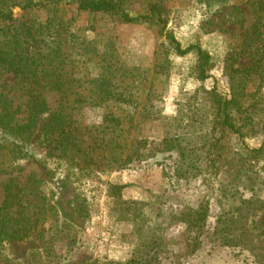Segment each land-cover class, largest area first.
Listing matches in <instances>:
<instances>
[{
    "label": "rangeland",
    "instance_id": "obj_1",
    "mask_svg": "<svg viewBox=\"0 0 264 264\" xmlns=\"http://www.w3.org/2000/svg\"><path fill=\"white\" fill-rule=\"evenodd\" d=\"M69 1L14 7L15 24H42L30 51L53 49L48 69L91 78L45 88L48 106L62 94L103 101L69 111L76 138L56 144L68 133L44 134L48 111L18 129L31 91L0 63V205L7 184L23 200L0 227V264H264V0H124L131 14L157 4L164 27ZM166 34L209 54L204 73ZM225 99L241 136L223 122Z\"/></svg>",
    "mask_w": 264,
    "mask_h": 264
},
{
    "label": "trees",
    "instance_id": "obj_2",
    "mask_svg": "<svg viewBox=\"0 0 264 264\" xmlns=\"http://www.w3.org/2000/svg\"><path fill=\"white\" fill-rule=\"evenodd\" d=\"M63 2V0H0V63L7 65L12 68L16 73H20L24 79L27 80L26 86L31 91V96L29 97V109H28V122L26 124H21L18 129L24 127H30L34 125L44 114L48 111V118L45 122L46 127L43 129L44 134L52 135L57 129H60L62 133L65 131L64 137H58L55 139L56 144H70L72 145V140L75 135H70V129L76 130L78 126L75 125L72 119V111L77 109L82 105H89L90 103L97 102L100 103L102 99L91 100V98H85L83 96L78 97H68L66 94H62L54 100V104L48 106L46 104V99L43 97L42 91L45 88H49L53 91H72L74 88H85L83 84L90 82V77L87 75L82 76L79 79L69 80L60 76H66L67 71L62 68V65L58 63L57 65H51V69L48 66L55 62L54 59L49 58L51 51L39 54L38 57L31 53L30 46L36 44V41L41 42L43 34L41 33L42 24L38 23V27L34 26L35 21L29 20L27 22H22L21 25H16L17 19L13 17L12 8L19 7L22 11H32L38 7H46L53 4V8L57 6L58 3ZM124 0H70L69 3L73 4L77 10L89 11V12H104L114 15L121 21L124 22H155L161 24L164 27L165 21L162 17L161 8L157 4L149 5L145 13L131 14L124 7ZM55 23V19H53ZM58 23V21H56ZM37 36L38 39H37ZM166 37L172 40L175 44V50L179 54H185L190 50H195L198 58V66L202 73H204V67L209 62V54L205 52L198 45H188L186 48L182 49L180 44L173 38L171 34H166ZM45 50V49H44ZM44 52V51H42ZM78 54V53H77ZM67 57V56H66ZM82 56L74 58L76 64L73 62V67H77L79 63L86 64L89 58L85 59ZM99 62V61H98ZM65 65V64H64ZM99 66V65H98ZM57 68L59 71L57 72ZM100 72L93 78L97 79V89L100 91L106 90V76L102 72L103 66L100 67ZM53 78V79H51ZM92 80V81H93ZM77 84H76V83ZM78 83L81 85L78 86ZM221 114L223 115V122L225 125L229 126L232 131L239 136H241L240 131L235 128V125L229 121L230 114L228 113V100H223L221 102ZM8 120L10 117L7 116L3 107L0 110V123L6 122L9 124ZM7 128L5 125H2ZM16 127V124L12 128ZM66 127V129H63ZM11 129V128H10ZM85 129L88 127L85 126ZM42 130V131H43ZM54 130V131H53ZM24 142L25 140L22 139ZM111 141V139L109 140ZM24 142H15V147H24ZM26 143V142H25ZM66 146V145H64ZM11 182V181H9ZM119 189L118 187H113ZM23 207L22 196L19 190H14L11 188L10 184L5 187L4 199L0 205V227L8 221L11 213L18 214L21 213L20 208ZM18 210V211H17ZM141 261V259H139ZM136 261V258H131L126 264H132Z\"/></svg>",
    "mask_w": 264,
    "mask_h": 264
},
{
    "label": "crops",
    "instance_id": "obj_3",
    "mask_svg": "<svg viewBox=\"0 0 264 264\" xmlns=\"http://www.w3.org/2000/svg\"><path fill=\"white\" fill-rule=\"evenodd\" d=\"M109 248H110V247H109ZM120 254H121V252L118 251V255H116V256H119ZM109 256H111V255H109Z\"/></svg>",
    "mask_w": 264,
    "mask_h": 264
}]
</instances>
